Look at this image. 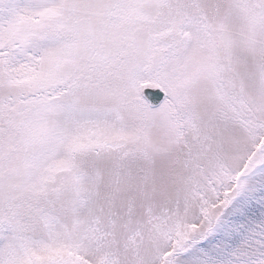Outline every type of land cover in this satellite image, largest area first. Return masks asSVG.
I'll list each match as a JSON object with an SVG mask.
<instances>
[{
  "label": "snow or ice",
  "instance_id": "6c2138e0",
  "mask_svg": "<svg viewBox=\"0 0 264 264\" xmlns=\"http://www.w3.org/2000/svg\"><path fill=\"white\" fill-rule=\"evenodd\" d=\"M0 264H264V0H0Z\"/></svg>",
  "mask_w": 264,
  "mask_h": 264
}]
</instances>
